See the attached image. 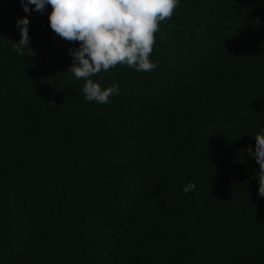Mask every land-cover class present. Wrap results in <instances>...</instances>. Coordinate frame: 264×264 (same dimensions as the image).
Segmentation results:
<instances>
[{
    "label": "trees",
    "instance_id": "1",
    "mask_svg": "<svg viewBox=\"0 0 264 264\" xmlns=\"http://www.w3.org/2000/svg\"><path fill=\"white\" fill-rule=\"evenodd\" d=\"M51 11L0 0V264H264L246 151L264 128V0H180L153 71L93 77L120 85L107 104L67 71L79 43ZM25 16L35 58L12 51Z\"/></svg>",
    "mask_w": 264,
    "mask_h": 264
},
{
    "label": "clouds",
    "instance_id": "2",
    "mask_svg": "<svg viewBox=\"0 0 264 264\" xmlns=\"http://www.w3.org/2000/svg\"><path fill=\"white\" fill-rule=\"evenodd\" d=\"M21 4L25 13H43L51 6L48 19L52 31L68 42L79 43V47L68 49L73 64L67 71L84 81L86 101L107 104L111 97L119 95L120 85L112 83L105 88L93 77L121 65L141 72L153 71L157 67L151 59L155 34L160 32V24L175 15L180 0H21ZM29 24L28 16L18 19L21 39L14 41L12 51L35 58ZM160 39L164 37L161 35ZM254 139L255 151L251 145L246 151L259 164L255 178L259 181L258 194L264 198V128ZM195 187L190 182L183 192L187 194Z\"/></svg>",
    "mask_w": 264,
    "mask_h": 264
}]
</instances>
